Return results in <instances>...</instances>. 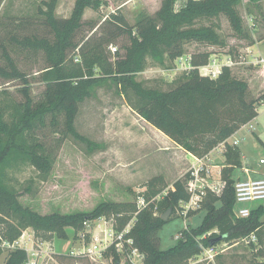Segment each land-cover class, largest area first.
Wrapping results in <instances>:
<instances>
[{"label": "trees", "instance_id": "1", "mask_svg": "<svg viewBox=\"0 0 264 264\" xmlns=\"http://www.w3.org/2000/svg\"><path fill=\"white\" fill-rule=\"evenodd\" d=\"M176 1L163 0L155 13L141 12L135 25H130L124 15L113 14L108 22L115 24L116 32L99 38L94 33L81 44L76 42L75 37L84 24L85 11L88 8L99 9L103 0H75L73 11L67 18L55 15L52 2L42 13L54 39L36 34L22 40L12 37L24 48L44 51L47 65L40 70V77L46 88L43 98L36 102L26 73L18 68L10 52L4 49L9 68L0 65V76L7 82L23 80V86L19 88L23 100L0 99V173L25 159L40 172L49 174L55 158L36 137V131L48 124L56 127L60 117L64 118L66 134L85 142L89 150L96 148L98 145L80 134L75 124L80 104L94 96L95 88L105 83L98 79L107 75L123 90L130 88L136 92L142 100L136 109L141 117L176 144L198 156L209 153L256 118L257 108L264 101V91L255 93L249 80L234 71L238 65H224L217 78L202 74L200 67L207 64L211 57V52L207 50L191 54L192 69L185 74L183 81L170 90L145 88L133 78L134 73L142 70L146 53L150 52L163 62L164 52L173 60L183 55L181 47L186 42L224 45L214 25H197L201 19L224 14L235 32L247 36L242 16L237 10L241 0H187L178 11L175 9ZM3 2L0 0V8ZM120 34L129 35L131 41L125 47L126 59L112 66L103 49ZM75 50L78 52L72 57L70 54ZM0 94L7 95L8 92L4 89ZM225 157L223 177L226 186L223 193L218 196L209 192L197 209L205 211L200 225L185 228L178 241L167 249L161 247L159 235L168 222L162 215L169 208L174 213L180 201L188 200L185 180L181 179L175 181V190H170L162 200L157 201L153 198L161 189L156 186L158 178H153L144 195L147 206L142 209L136 202L107 201L90 212L41 214L23 206L19 201L20 193L5 187L0 175V241L13 243L27 227H32L43 241L68 238L67 229L72 230L76 239L77 234L85 229V223L102 217L112 219L116 231L122 230L134 219L128 237L133 239L132 247L138 248L144 255V264H192L190 261L219 236H224L221 241L235 244L254 233L257 240L262 241L264 204L253 206L250 215L244 218L234 211V170L243 167L241 150L229 146ZM216 229L218 232H214ZM124 244L128 246L127 242ZM110 248L119 264V253L114 245ZM28 259L24 248H16L10 252L7 264H28Z\"/></svg>", "mask_w": 264, "mask_h": 264}, {"label": "rangeland", "instance_id": "2", "mask_svg": "<svg viewBox=\"0 0 264 264\" xmlns=\"http://www.w3.org/2000/svg\"><path fill=\"white\" fill-rule=\"evenodd\" d=\"M186 1L177 0L176 11ZM52 2L55 5L54 13L59 18L69 17L75 5V0H4L0 8V65L9 68L4 57L6 48L18 68L26 73L31 94L36 102L43 98L46 88L40 77V70L47 65L45 53L42 50L24 48L11 38L22 40L26 36L36 34L54 39L42 13ZM162 2L163 0H103L99 9H86L84 24L77 31L75 40L81 44L94 33L97 34L94 36L99 38L103 34L116 32L115 24L108 22L113 14H122L130 25H135L141 12L155 13ZM237 10L242 16L247 36L235 32L224 14L201 19L197 25H214L224 45L186 42L181 47L183 55L180 57L184 56L182 61L180 57L170 59L164 52L163 62H160L150 52L146 53L142 70L134 73L133 78L145 88L170 90L183 81L185 74L190 71L186 58L192 53L207 50L211 52L209 60L218 58L222 61L227 58L225 53H231L236 60L249 55L250 44L256 43L264 36V0L260 3L241 0ZM130 41L129 35L120 34L105 46L103 51L112 66L126 59L125 47ZM111 45L117 47L115 52L111 50ZM77 52L72 51L70 55L75 57ZM257 52H261L264 57V38L256 46L254 53ZM247 60L251 61L248 57ZM242 67L248 68L251 64L238 65L234 67V71L239 72ZM200 70L205 74L204 69ZM98 80L105 83L95 88L94 96L80 104L75 124L80 134L98 145L96 148L89 150L85 142L66 134L64 118L60 117L56 127L48 124L36 131V137L55 158L49 174L40 172L25 159H20L0 173L3 185L20 193L19 201L23 206L41 214L90 212L107 201L136 202L139 206L140 200L144 199L148 190V183L153 178H158L156 186L161 189L154 197L157 201L164 198L165 192H170L175 181L185 180L186 170L193 164L194 158L191 161L187 150L138 114L136 109L142 104V100L136 92L130 88L123 90L118 87L110 75ZM22 86L23 80L14 79L7 82L0 76V92L4 89L8 92L7 95L0 94V99L23 100L19 91ZM253 87L255 93L264 91L263 83L256 82ZM257 111V117L251 122L254 127L249 124L242 126L230 140L239 141L237 149L242 150V165L258 170L257 174L260 176L257 177H264V163L259 162L261 158L264 159V104H260ZM215 152L218 153L219 150ZM213 157L215 164L223 169L226 157L222 153ZM218 169L215 167L213 170ZM251 175L256 176L254 170ZM239 176H244L241 167L234 170V177ZM259 204H264V201L244 202L240 206L253 207ZM204 216L205 211L201 210H191L185 216L181 208L177 207L160 230L161 247L167 249L175 244L185 228L197 227ZM114 230L113 220L102 217L89 222L85 229L77 234L76 239L73 238L72 230L67 229L68 238L43 241L32 227H27L13 243L0 241V264H7L10 252L16 248H24L27 251L28 264H117L111 246L101 254L94 251L90 255L86 253L97 241H102L99 248H105L107 245L105 246L103 240L107 238L106 233H115ZM215 231L218 232L217 229ZM210 234L211 232L208 233ZM95 237L99 240L95 241ZM112 239V236L107 238ZM122 245L119 250L115 247L119 253V264H136L134 260L138 257L133 252V247L124 243ZM216 246L218 254L212 264L264 262V233L262 241L249 243L241 239L231 244L223 240ZM203 259L202 252L190 262L198 263L196 260ZM140 263L138 261V264ZM200 263L204 264L205 261Z\"/></svg>", "mask_w": 264, "mask_h": 264}, {"label": "built area", "instance_id": "3", "mask_svg": "<svg viewBox=\"0 0 264 264\" xmlns=\"http://www.w3.org/2000/svg\"><path fill=\"white\" fill-rule=\"evenodd\" d=\"M111 50L115 52L117 50L116 46L111 45ZM226 59L222 61L221 59L215 58L208 61L207 64L200 67V69L205 70V75L211 77V78H217L219 74L222 71V68L224 65L228 66H236L241 64H246L248 62L247 57L243 56L240 57L239 60H236L233 58L232 55H226ZM180 61L184 60V56L179 58ZM191 56L187 60L189 68L192 69L191 64ZM252 63L254 64H264V58L254 57ZM262 104H264V101H262ZM252 121L244 124L243 126L250 125V127H254L251 123ZM231 137L223 140L220 142L216 147H214L209 153L198 156L195 154H192L194 158L193 164L186 170L185 173V188L186 191L189 194L188 200L180 201L179 207L181 208L182 212L186 216L191 210H197L199 209L208 193H213L215 195L220 196L226 186V180L223 177V169L220 168L219 165L215 164V158L213 156L218 154H223L225 156L226 152L228 151L229 146L237 147L239 146V141L235 139L231 142ZM215 150H219L218 153L215 152ZM260 163H264V159L261 158L259 160ZM226 165H222L224 168ZM215 167H218V170H213ZM242 171L244 172V176H239L235 178V214L241 218L248 217L251 213L252 206H240L241 203L249 202L254 203L257 201H264V177H253L251 175L252 170L249 167H242ZM171 190H175V186H171ZM168 194V192H165V196ZM156 198H154L155 200ZM147 206V202L144 199H141L139 202V208L142 209ZM89 222L85 223L86 225ZM134 224V219L131 220L123 230L121 231H115V233L107 232L106 237L110 238L112 236V240H107V238L103 241L105 244V248H99L102 245V241H97L92 244L91 248L87 250L86 253L89 255L94 251L99 254L102 253L103 250H107L108 247L114 245L118 250L122 248V244L127 242L130 246L133 244L132 237H128V235L131 233V229ZM114 228V226H113ZM99 240V238L95 237V241ZM242 240L246 242H257V236L253 233L248 237L243 238ZM110 242V244H109ZM133 252L138 257L137 260H134L136 264H138V261H140V264H144V255L140 252L138 248L133 247ZM204 253V259L203 260H196L198 263L201 261H205L204 264H212L215 262V255L218 254L217 246L211 245L208 247H205L202 251ZM82 253H84L82 251ZM87 254V255H88ZM196 263V262H195Z\"/></svg>", "mask_w": 264, "mask_h": 264}, {"label": "crops", "instance_id": "4", "mask_svg": "<svg viewBox=\"0 0 264 264\" xmlns=\"http://www.w3.org/2000/svg\"><path fill=\"white\" fill-rule=\"evenodd\" d=\"M264 38V36L262 38H260L259 41H257L256 43H251L249 48H248V52H249V55H246L248 58L251 59L248 60V64H251V67H242V69H240V74L242 76H245V78H247L249 80V82L251 83V85L253 86L254 83L258 82V83H263L264 84V64H254L252 63L254 57H263L262 56V53L261 52H257V53H254L255 52V48L256 46H258V43ZM226 54V53H225ZM264 58V57H263ZM251 75V76H250ZM256 81V82H255ZM162 132V131H161ZM163 133V132H162ZM166 135V134H165ZM167 136V135H166ZM168 137V136H167ZM169 138V137H168ZM170 139V138H169ZM172 140V139H170ZM173 141V140H172ZM174 142V141H173ZM186 151V150H185ZM242 151V150H241ZM188 152V155L191 157V161L193 159V156H192V153L187 151ZM242 158H243V155H242ZM250 168V167H249ZM252 172L254 170V174H256L255 177L257 176H260L259 174H257V171L256 169H252Z\"/></svg>", "mask_w": 264, "mask_h": 264}, {"label": "water", "instance_id": "5", "mask_svg": "<svg viewBox=\"0 0 264 264\" xmlns=\"http://www.w3.org/2000/svg\"><path fill=\"white\" fill-rule=\"evenodd\" d=\"M171 213H172V208H169V209H168V210L162 215V218H163L164 220H168V217H169V215H170ZM223 238H224V236H219V237L215 238V239L211 242V244L213 245L214 243L221 241Z\"/></svg>", "mask_w": 264, "mask_h": 264}]
</instances>
